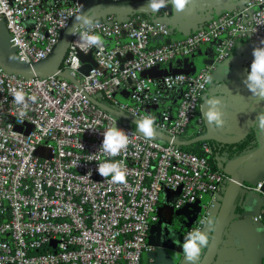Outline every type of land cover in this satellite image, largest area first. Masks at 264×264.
Listing matches in <instances>:
<instances>
[{
	"label": "built area",
	"instance_id": "2783aa9c",
	"mask_svg": "<svg viewBox=\"0 0 264 264\" xmlns=\"http://www.w3.org/2000/svg\"><path fill=\"white\" fill-rule=\"evenodd\" d=\"M100 1L0 0V22L20 64L32 65L47 58L84 3ZM94 25L85 29L81 24L73 32L60 67L78 85L0 67V264H141L151 251L148 234L158 224L163 189L177 192L176 210L200 207L198 218L185 225L184 237L197 228L209 233L207 222L219 208L228 182L219 168L171 142L145 139L87 97L103 95L112 108L138 120L155 110L156 131L172 139L180 140L188 128H202V97L213 83L214 67L184 73L175 61L203 45H212L216 63L242 41L260 45L264 0H248L244 8L178 38L163 19L101 16ZM85 30L103 37L102 49L84 50L80 33ZM89 61L94 65L78 78ZM151 69L162 74L142 75ZM13 88L37 96L23 117L12 102ZM113 126L127 132L129 144L119 155L106 157L98 151L103 131ZM202 151L212 154L208 144ZM105 159L121 162L124 183L99 175L98 164ZM245 190L260 197L261 209L251 219L264 224V173ZM175 252L184 256L180 244Z\"/></svg>",
	"mask_w": 264,
	"mask_h": 264
},
{
	"label": "crops",
	"instance_id": "0c3cea01",
	"mask_svg": "<svg viewBox=\"0 0 264 264\" xmlns=\"http://www.w3.org/2000/svg\"><path fill=\"white\" fill-rule=\"evenodd\" d=\"M243 1L244 0L195 1L191 7H185L183 11L178 14L167 11H156V13L146 11L145 13L152 20L169 19L172 23L173 35L175 38H178L185 33L195 31L203 23L215 18L222 10L226 8H235ZM3 33L7 35L4 31ZM251 55V46L242 43L233 50L227 59L221 63H216L214 61L215 52L212 45H203L196 50L193 56L175 61V67H180L178 68L179 71L187 67L186 71L188 73L196 72L205 61L206 65H209V61L213 62L210 66L214 67V73L217 77L209 90L203 95L202 103H204L206 99H211L213 97L219 99V108L223 113L225 123L222 127H214L203 119V134L210 129H215L214 134L217 138L226 141L237 140L244 133L246 115L250 107L257 104L264 105V101H259L258 98L244 86L242 83L244 76L240 72L239 74L236 73L245 69L244 66L251 63ZM261 113H264V110L260 107H256L252 110L250 116L251 128L256 132L255 143L257 146L263 140V134L261 135L257 128V116ZM192 129L194 128L192 127L191 130ZM218 145L223 146L222 144ZM222 160V156L217 157V161L215 160L216 168L221 169ZM259 163H262L264 173V157L257 162L247 165L244 172L253 176L256 166ZM245 191L240 190L236 196L234 211L231 215V217H234L230 218L228 221L219 245L217 258L213 264H264V224L254 223L251 219L253 215L257 214L255 212L261 209L260 197L253 194L250 190ZM177 198V192L163 189L159 200V221L148 234V241H159L164 247L174 251L179 245L176 241H180L185 225L189 224L190 220V217H188V220L184 218L183 210L174 209ZM149 246L151 247V251L143 255L141 264H161L160 258L157 257L156 249L150 244Z\"/></svg>",
	"mask_w": 264,
	"mask_h": 264
},
{
	"label": "water",
	"instance_id": "95a60500",
	"mask_svg": "<svg viewBox=\"0 0 264 264\" xmlns=\"http://www.w3.org/2000/svg\"><path fill=\"white\" fill-rule=\"evenodd\" d=\"M195 1H204V0H189V3L186 5V7L188 6L191 7ZM247 1L248 0H244L243 2L239 3V5L235 8H226L222 10L220 13H218L216 16L221 15L224 12L231 11L233 9H237V8L242 9L244 8ZM89 9L95 10L96 12L95 19H98L101 16H113L114 19L117 21L127 20L129 18V15L132 13L150 11L147 8V0H118L117 2L102 0L100 2L88 6L86 3H84L83 6L80 7L79 12L73 16L67 27L62 31L57 44L55 45L51 53L47 56V58L41 62L32 65L20 64L15 52L10 48V44L8 41V37H9L8 31L7 29L3 30L2 26L4 25V23L0 22V67L7 72L17 74L20 76L55 75L57 77H60L62 79L71 82L74 85H78L77 80L72 76H70L68 73L61 71L60 67L62 65L67 49L69 47L71 35L79 27V25H81L80 23L76 22V17H78L81 14V12H87ZM166 11L178 14L181 13L183 10L177 11L173 7L171 0H169V3L165 7L158 10V12H166ZM169 23L172 25L171 22ZM3 31L7 33V35H5ZM70 31L71 34H69ZM190 33L191 32L185 33L183 34V36L189 35ZM253 47L254 46L252 45L251 52ZM252 58L253 57L251 55L250 61H252ZM205 62L201 65V67L206 65ZM88 63L89 65H85L83 68L80 69L79 71L80 75L78 76V78H81L82 75H87L89 68L92 65H94L92 61L91 62L89 61ZM212 63L213 62L209 61V65H211ZM249 66L250 64L244 66L245 69L238 71L236 73L239 74L240 72L243 76H245L247 70L249 69ZM186 70L187 67H184V70H182L181 72L188 73ZM189 73L193 74L194 72H189ZM155 74L160 76L162 74V71L156 72L155 69H151L145 71L142 75L154 77ZM216 77L217 76L214 73L213 82L216 79ZM157 84L160 87L161 91L165 92L163 83L160 79L157 80ZM87 98L91 104H93L101 111L108 113L113 117L121 121H124L125 123H128L130 125H133L134 127L137 128L136 122L138 119L131 117L123 112H120L114 108H111L104 103H100L93 97L88 96ZM208 107L209 106L206 104V102H204L201 107L202 116L205 121H207L205 113L208 110ZM256 107H260L264 110V105L262 104H257L250 107V110L247 111V115H246L244 133L242 134L241 137H239L237 140L234 141H226L217 138L214 134L215 129H210L205 134L184 141L179 139H172L171 137L158 131H156L155 136L153 138L165 143L171 142L178 147H188L194 143L207 142V141H214L222 145L237 144L240 141L244 140L246 136L249 134V130L251 129L250 116L252 110ZM222 157H223V160L221 161L222 172L223 175L227 177L228 182L224 194L221 198L219 208L214 217V221H215L214 227L212 231L209 232V236H210L209 246L202 253L201 257L199 258L198 264H213L215 262L219 252V245L221 243L225 228L227 227L230 218L234 217V216L231 217V215L232 212L234 211V202L238 192L240 190L245 191L247 187H253L260 178V176L263 174L262 163H259L256 166V170L253 176H250L248 175V173H245L244 169L247 165L257 162L264 157V134H263V140L254 149L246 151L240 155L234 156L231 159H229L226 156H222ZM182 210L184 211V216L186 218L190 217V220H191V216H194L197 219L200 213V207L196 204L188 205L184 207ZM259 211L257 210L255 213L258 214ZM155 226H153L151 230ZM148 243L156 249V254L157 257L160 258L161 264H186L184 256H180L176 254L174 250L164 247L162 244H160L159 241L157 242L148 241Z\"/></svg>",
	"mask_w": 264,
	"mask_h": 264
},
{
	"label": "clouds",
	"instance_id": "9594fccd",
	"mask_svg": "<svg viewBox=\"0 0 264 264\" xmlns=\"http://www.w3.org/2000/svg\"><path fill=\"white\" fill-rule=\"evenodd\" d=\"M169 0H147V8L156 12L165 7ZM173 7L177 11H182L189 0H171ZM96 12L94 9H89L87 12H81L76 17V22L82 24L85 29L94 27V20ZM71 34V31L69 32ZM80 39L87 45L84 50L87 51L92 47L102 49L104 46L103 37L95 32L85 30L80 33ZM252 61L249 69L242 79L244 86L254 94L259 101H264V42L252 49ZM118 83V81H117ZM12 102L21 107L18 113L20 117L25 115V111L30 103L34 104L37 101V96L27 94L23 88L11 89ZM206 104L209 106L205 113L206 119L209 124L214 127H222L225 123L223 113L220 111V100L213 97L206 99ZM137 133L142 135L145 139H151L155 136V118L150 115H145L137 120ZM258 132L264 134V113L257 116ZM129 144V136L127 132L116 126L109 127L103 131V139L98 152H103L106 157H115L126 149ZM97 171L100 176L107 178L110 177L114 183H124L126 181V172L122 167L121 162L105 159L104 162L98 164ZM214 220H209L207 226L209 232L214 227ZM210 241L209 233H205L202 229H193L190 231L183 242L176 241L180 244L186 264H198L199 258L204 249L208 248Z\"/></svg>",
	"mask_w": 264,
	"mask_h": 264
},
{
	"label": "trees",
	"instance_id": "16d2710c",
	"mask_svg": "<svg viewBox=\"0 0 264 264\" xmlns=\"http://www.w3.org/2000/svg\"><path fill=\"white\" fill-rule=\"evenodd\" d=\"M137 16L140 18H143V19L152 20L149 16L146 15L145 12L132 13L129 15V18L137 17ZM161 67H164V66L161 65ZM94 99H96L100 103L106 104L107 106H109L111 108L113 107L112 104L108 100L103 98V95H100V94L95 95ZM157 113L158 112H156L155 110L152 111V113H151L152 117L157 118V116H158ZM120 122L132 131H136V129H137L133 125L125 123L124 121L120 120ZM202 134H203V128L192 129V130H191V128L190 129L188 128V131L184 135L180 136V140H183V141L184 140H190V139L195 138L197 136H200ZM255 140H256V132L253 128H251L250 132L246 136V138L237 144L221 146V145H218V143L216 144V142H214V141H207V142L194 143L188 147H180V149H182L186 153L194 154V155L199 156V157H205L206 159H208V162L210 163V166L212 167V169H216L215 165H216V161H217L218 156H226L229 159H231L234 156H237V155H240L246 151L252 150L257 146L255 143ZM203 144H208L211 147V149H212L211 155H205L203 153V151H202ZM214 158H216V159H214ZM184 238H185L184 235L181 234L180 241L183 242Z\"/></svg>",
	"mask_w": 264,
	"mask_h": 264
},
{
	"label": "rangeland",
	"instance_id": "374dc122",
	"mask_svg": "<svg viewBox=\"0 0 264 264\" xmlns=\"http://www.w3.org/2000/svg\"><path fill=\"white\" fill-rule=\"evenodd\" d=\"M163 20H164V19H163ZM165 21L170 22L169 19H167V20H165ZM2 27H3V30H6L5 25H3ZM242 43L244 44V42L242 41V42H240L238 45H240V44H242ZM238 45H237V46H238ZM237 46H236V47H237ZM178 60H179V59H178ZM178 68H180V67H178ZM136 131H137V129H136ZM46 151H47V150L45 149L43 155H46V154H45ZM220 170L222 171V166H221V169H220ZM184 218L188 220V218H186L185 216H184ZM189 221H190V220H189ZM190 223H192V221H190Z\"/></svg>",
	"mask_w": 264,
	"mask_h": 264
}]
</instances>
